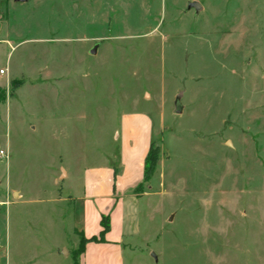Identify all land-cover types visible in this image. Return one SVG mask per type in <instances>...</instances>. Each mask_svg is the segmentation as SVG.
<instances>
[{
    "label": "rangeland",
    "instance_id": "374dc122",
    "mask_svg": "<svg viewBox=\"0 0 264 264\" xmlns=\"http://www.w3.org/2000/svg\"><path fill=\"white\" fill-rule=\"evenodd\" d=\"M0 70L1 191L78 226L86 173L135 182L152 144L122 263L264 264V0H0Z\"/></svg>",
    "mask_w": 264,
    "mask_h": 264
},
{
    "label": "crops",
    "instance_id": "0c3cea01",
    "mask_svg": "<svg viewBox=\"0 0 264 264\" xmlns=\"http://www.w3.org/2000/svg\"><path fill=\"white\" fill-rule=\"evenodd\" d=\"M146 154L147 147L143 161L140 162L141 175L131 177L137 179L135 182L126 181L127 170L121 176L114 175V171H104L95 176L86 173L83 194L78 199L82 206L78 226L74 219V205L72 222L69 213L62 217L58 213L54 216L49 210L51 204L70 202V199L25 198L22 190L8 186L4 192L0 190V264H74V253L81 239L99 237L102 216L108 217L109 231L103 241H89L84 245L81 264H123L121 239L125 226L122 224L121 201L126 195L124 192L132 184L142 181ZM61 171L57 180L61 179L63 183L69 174L63 168ZM92 202L99 206L98 212L93 210ZM111 205V214H103L109 211ZM64 221L67 222L66 226ZM70 234L79 240L69 246L67 241ZM68 247H71L70 251ZM61 250L68 251V255L63 256Z\"/></svg>",
    "mask_w": 264,
    "mask_h": 264
},
{
    "label": "trees",
    "instance_id": "16d2710c",
    "mask_svg": "<svg viewBox=\"0 0 264 264\" xmlns=\"http://www.w3.org/2000/svg\"><path fill=\"white\" fill-rule=\"evenodd\" d=\"M23 84L22 81H11L9 85V91H8V97L11 96L15 89L20 87ZM7 98L6 93L3 89L0 88V103L4 102ZM158 161V154L157 151L152 150V144H150L149 150L145 156L144 159V165H143V180L147 181L150 179V177L154 174L156 163ZM101 232L99 234V237H92L90 239H84L82 238L79 245V252L78 254L75 252V263L79 264L77 260V256L81 255L83 252L84 245L91 241V242H100L103 241L104 235L109 231V220L108 217L102 216L101 221Z\"/></svg>",
    "mask_w": 264,
    "mask_h": 264
},
{
    "label": "water",
    "instance_id": "95a60500",
    "mask_svg": "<svg viewBox=\"0 0 264 264\" xmlns=\"http://www.w3.org/2000/svg\"><path fill=\"white\" fill-rule=\"evenodd\" d=\"M14 1H22V0H14ZM193 9L195 14H198L200 11H201V7L198 3L196 2H191L189 3L188 7H187V10H191ZM96 49H97V46H95L91 51H90V55H95L96 54ZM180 98H181V94H179L176 99H175V102H174V114H181L182 112V106H181V103H180Z\"/></svg>",
    "mask_w": 264,
    "mask_h": 264
},
{
    "label": "built area",
    "instance_id": "2783aa9c",
    "mask_svg": "<svg viewBox=\"0 0 264 264\" xmlns=\"http://www.w3.org/2000/svg\"><path fill=\"white\" fill-rule=\"evenodd\" d=\"M5 74V71L3 70H0V75H4ZM8 151H2L0 150V159H4L5 161L8 160Z\"/></svg>",
    "mask_w": 264,
    "mask_h": 264
}]
</instances>
